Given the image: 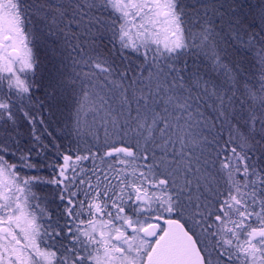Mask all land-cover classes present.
I'll use <instances>...</instances> for the list:
<instances>
[{"label": "snow or ice", "instance_id": "snow-or-ice-1", "mask_svg": "<svg viewBox=\"0 0 264 264\" xmlns=\"http://www.w3.org/2000/svg\"><path fill=\"white\" fill-rule=\"evenodd\" d=\"M0 264H264V0H0Z\"/></svg>", "mask_w": 264, "mask_h": 264}]
</instances>
